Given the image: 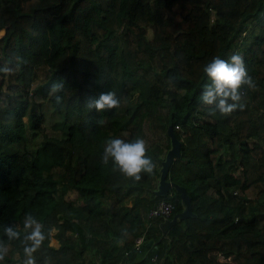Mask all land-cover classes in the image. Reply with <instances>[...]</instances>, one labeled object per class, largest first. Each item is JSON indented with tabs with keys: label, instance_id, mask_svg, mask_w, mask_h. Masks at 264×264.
Instances as JSON below:
<instances>
[{
	"label": "trees",
	"instance_id": "1",
	"mask_svg": "<svg viewBox=\"0 0 264 264\" xmlns=\"http://www.w3.org/2000/svg\"><path fill=\"white\" fill-rule=\"evenodd\" d=\"M2 30L0 67L14 71L0 72V264H22L3 229L23 237L26 214L48 235L37 264H264V0H0ZM237 53L254 87L210 114L203 69ZM109 90L118 108L87 106ZM48 109L64 119L47 125ZM169 126L181 146L166 179L192 215L167 226L184 209L175 188L155 193ZM115 138L144 139L153 172L104 164ZM161 200L169 216L149 217Z\"/></svg>",
	"mask_w": 264,
	"mask_h": 264
},
{
	"label": "clouds",
	"instance_id": "2",
	"mask_svg": "<svg viewBox=\"0 0 264 264\" xmlns=\"http://www.w3.org/2000/svg\"><path fill=\"white\" fill-rule=\"evenodd\" d=\"M15 60L17 64L22 62L19 56H16ZM13 71V66L0 67V72L8 75H11ZM203 71L210 83L203 85L199 99L202 104L212 106L209 108L210 114L218 111L221 115L227 116L237 108H243L241 87L247 85L251 88L254 87V84L240 54H233L228 60L215 57L204 67ZM64 87L62 80L53 81L50 85V92L60 93ZM56 99L59 100L60 97L57 96ZM120 103L116 93L109 90L101 93L98 98L90 100L87 106L103 111L118 108ZM147 150V142L142 138L131 142L120 138L110 139L104 148L102 161L104 164H108L111 159L112 163L125 176L139 181L142 178V173L151 174L156 168L152 158L146 155ZM23 230L25 234L21 237V233L15 225L5 226L3 229L4 235L9 241H21L24 254L22 264H37L34 254L48 239V235L44 231V224L33 215L26 214ZM8 253V245L0 240V261H3Z\"/></svg>",
	"mask_w": 264,
	"mask_h": 264
},
{
	"label": "water",
	"instance_id": "3",
	"mask_svg": "<svg viewBox=\"0 0 264 264\" xmlns=\"http://www.w3.org/2000/svg\"><path fill=\"white\" fill-rule=\"evenodd\" d=\"M168 135L170 136L171 146L166 152L165 159L162 161L158 186L157 189L155 190V193L157 195H163L166 194L168 191H170L171 188H175V190L178 191L180 194L181 200L184 204V209L181 212L175 214L173 219L167 222V226H169L172 222L176 221L177 218H186L187 216L192 215L191 199L187 192V189L184 186L179 185L174 181H170L166 179L171 163L175 158H177L180 155V146H181V143L176 137L172 126H169L168 128Z\"/></svg>",
	"mask_w": 264,
	"mask_h": 264
},
{
	"label": "built area",
	"instance_id": "4",
	"mask_svg": "<svg viewBox=\"0 0 264 264\" xmlns=\"http://www.w3.org/2000/svg\"><path fill=\"white\" fill-rule=\"evenodd\" d=\"M172 209H173L172 202L161 200L150 209L148 216L149 217L169 216ZM143 240H144L143 235L138 236L135 239V247L138 248L140 244L143 242Z\"/></svg>",
	"mask_w": 264,
	"mask_h": 264
},
{
	"label": "rangeland",
	"instance_id": "5",
	"mask_svg": "<svg viewBox=\"0 0 264 264\" xmlns=\"http://www.w3.org/2000/svg\"><path fill=\"white\" fill-rule=\"evenodd\" d=\"M3 34V30L0 32V35ZM61 119H64V116L61 115V114H58L55 110H51V109H48L45 111V118H44V122L47 124V125H50L51 123H53L54 121H57V120H61ZM154 136L152 135L151 138H153ZM29 146L30 147H33V142H29Z\"/></svg>",
	"mask_w": 264,
	"mask_h": 264
},
{
	"label": "crops",
	"instance_id": "6",
	"mask_svg": "<svg viewBox=\"0 0 264 264\" xmlns=\"http://www.w3.org/2000/svg\"><path fill=\"white\" fill-rule=\"evenodd\" d=\"M157 186H158V184H157Z\"/></svg>",
	"mask_w": 264,
	"mask_h": 264
}]
</instances>
